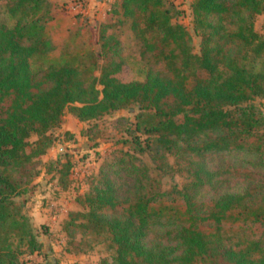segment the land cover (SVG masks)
<instances>
[{
	"label": "trees",
	"instance_id": "obj_1",
	"mask_svg": "<svg viewBox=\"0 0 264 264\" xmlns=\"http://www.w3.org/2000/svg\"><path fill=\"white\" fill-rule=\"evenodd\" d=\"M2 5L22 18L0 26V264H19L16 239L30 253L40 251L14 197L38 172L37 158L52 146L51 131L64 124L66 111L90 122L135 105L150 115L143 132L156 138L154 161L161 167L167 156L173 159L181 189L163 192L139 159L119 150L86 177L87 191L76 198L83 211L68 213L61 227L67 251L103 242L113 257L100 264H264V116L251 103L264 97V75L246 67L250 58H264V38L254 28L264 0H193L198 55L164 0H116L99 27L98 52L74 68L39 72L29 59L51 48L44 39L52 19L49 0H0V10ZM127 19L147 65L143 82L115 77L123 64L119 28ZM99 62L95 76L92 67ZM191 78L194 84L187 86ZM232 151L250 155L253 170L208 167L207 154ZM68 169L64 164L58 171L63 191ZM232 177L258 185L202 199Z\"/></svg>",
	"mask_w": 264,
	"mask_h": 264
},
{
	"label": "rangeland",
	"instance_id": "obj_2",
	"mask_svg": "<svg viewBox=\"0 0 264 264\" xmlns=\"http://www.w3.org/2000/svg\"><path fill=\"white\" fill-rule=\"evenodd\" d=\"M51 21L47 22L44 39L51 48L44 54H34L29 59L33 72L49 67H71L86 54L99 51V27L107 20L108 10L116 0H49ZM193 0H164L171 10L172 23L181 24L190 33L191 53L200 52L201 34L195 30L192 20L191 4ZM21 15L10 16L5 7L0 10V26L12 27L21 19ZM130 20H124L119 28L120 56L123 61L116 78L122 83L143 82L147 65L139 57L140 43L131 34ZM255 31L264 38V13L254 21ZM92 67L95 76L99 75V65ZM246 67L250 72L264 75V58L249 59ZM196 77L203 73L195 71ZM194 84V78L187 86ZM98 89H101L98 86ZM264 116V97L251 102ZM70 114L66 111L65 115ZM138 114L144 117L137 119ZM71 115V114H70ZM150 115L132 106L111 112L98 121L80 122L73 120L51 131L54 137L52 146L37 158L38 172L32 176L25 192L14 197L21 209V215L33 228L35 240L40 244L39 253H30L26 243L15 240L19 264H100L102 260H111L113 253L103 242L91 249L79 253L67 251L68 239L61 227L68 213L83 211L76 198L87 191L86 177L96 174L104 161H113L116 153L128 151L139 159L147 168L148 175L161 184V190L169 193L181 189V178L177 173L173 159L167 156L166 164L158 166L153 159L156 151V138L148 137L143 126ZM140 129H136L137 122ZM264 132V129H263ZM36 135H30V142H35ZM251 156L243 152H211L207 154L208 167L232 168L252 171L249 162ZM68 164L67 180L69 186L63 191L58 185V171ZM258 183L244 178L232 177L221 190H210L202 195L206 202L216 197L217 193L238 194Z\"/></svg>",
	"mask_w": 264,
	"mask_h": 264
},
{
	"label": "crops",
	"instance_id": "obj_3",
	"mask_svg": "<svg viewBox=\"0 0 264 264\" xmlns=\"http://www.w3.org/2000/svg\"><path fill=\"white\" fill-rule=\"evenodd\" d=\"M64 119H65V122H64V124H62V125H65V124H67V122H72L73 120H76V121H78L75 117H73L72 115H70V114H68V115H65L64 116ZM58 181V180H57Z\"/></svg>",
	"mask_w": 264,
	"mask_h": 264
}]
</instances>
